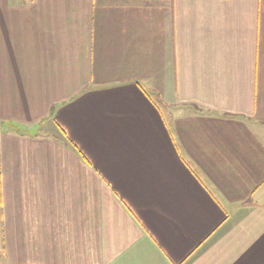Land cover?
Masks as SVG:
<instances>
[{
    "label": "crops",
    "instance_id": "1",
    "mask_svg": "<svg viewBox=\"0 0 264 264\" xmlns=\"http://www.w3.org/2000/svg\"><path fill=\"white\" fill-rule=\"evenodd\" d=\"M0 264H264V0H0Z\"/></svg>",
    "mask_w": 264,
    "mask_h": 264
}]
</instances>
